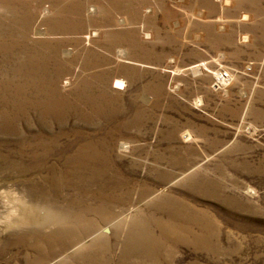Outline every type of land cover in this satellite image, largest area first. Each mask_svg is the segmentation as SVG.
Here are the masks:
<instances>
[{
  "label": "rangeland",
  "instance_id": "obj_1",
  "mask_svg": "<svg viewBox=\"0 0 264 264\" xmlns=\"http://www.w3.org/2000/svg\"><path fill=\"white\" fill-rule=\"evenodd\" d=\"M189 1H118L84 79L52 51L93 0L0 1V264H264V0Z\"/></svg>",
  "mask_w": 264,
  "mask_h": 264
},
{
  "label": "bare ground",
  "instance_id": "obj_2",
  "mask_svg": "<svg viewBox=\"0 0 264 264\" xmlns=\"http://www.w3.org/2000/svg\"><path fill=\"white\" fill-rule=\"evenodd\" d=\"M1 1V0H0ZM86 2V0H84ZM118 1L121 0H93V2H89L87 7H86V13L81 14V9L80 10V6L81 4L77 3L74 7L69 8L66 7V11L67 14L70 18H67V20H69V22L71 21L72 25L75 26V32L78 34L76 37L71 36L72 38V43L67 44V39H68V34H70L71 32H69L68 30V25L66 24V18L60 17L62 18L61 20V25H62V31L60 32V36H61V41L58 42V46L55 47L53 49V53L55 52L56 54V66L60 68H67L66 69V74L68 71V74L70 76H74V74H76L75 71H73V69L75 67H78L80 64H82V58L81 56L85 55V70L83 71V79L86 78L87 76V71L89 69V64L92 60H88L87 57H93V55L96 53L97 55L95 56V58H98L100 56H104L106 58V64L108 63V61L110 63H112L110 60L112 58V54L114 53L113 57H117L118 59H123L125 58L128 54V48L126 47H122L119 46L118 48H112L111 44H107L101 47L99 46V40L94 41V38H98L101 37L106 31H118L117 29L120 30H124V31H133L137 33V30L134 28L129 29V25H131V21L128 20V18H126L125 16H118V17H114L112 14V10L113 8H118L117 6H120V3ZM125 0H123L124 2ZM154 1L155 0H132L134 7L136 8L137 11H141L143 9L144 11V7H149L153 9H156L155 11L159 10V7L157 6L156 8L152 7V5H154ZM160 1V0H159ZM175 2V4H177V6L183 8L182 6L188 5V3H190L189 0H170V2ZM212 1V0H211ZM184 2H186V4H184ZM200 2V1H199ZM210 2V1H209ZM234 0H220L219 3V8L221 7L223 10L225 9V6H229V5H233L234 4ZM3 3V2H2ZM151 3V4H148ZM166 3V2H165ZM238 3V2H237ZM174 4V5H175ZM113 5V6H112ZM60 5H57V7ZM63 6V5H62ZM56 7V5H55ZM56 7V8H57ZM132 7V6H131ZM172 7V6H170ZM178 7V8H179ZM220 8V9H221ZM174 9V8H173ZM161 10V9H160ZM183 10V9H182ZM186 10V9H184ZM119 11V10H118ZM148 11V10H147ZM164 11L167 12V9L165 8ZM171 11H173L171 9ZM225 11V10H224ZM59 12V11H58ZM204 10L200 9L197 11H192L190 12L189 10H186V14L188 15V17H190V21H192L193 18H197L200 20L205 19L204 17ZM117 13V12H116ZM164 13V12H163ZM171 13H174L171 12ZM215 13V12H214ZM145 14V11L143 12V16ZM185 14V15H186ZM244 14V18L239 19L237 22H242L244 20H249L251 21L252 19V14L249 11L244 10V13H242L241 15ZM128 15V14H127ZM135 15V14H134ZM171 15V14H170ZM206 15V14H205ZM166 16V14H165ZM94 18L96 20H100L101 23L99 26H93L92 24H88L87 26V34L86 36L83 38L82 35V26H83V21L81 20V18L85 19L86 21H88L90 18ZM129 17V16H128ZM135 17V16H134ZM164 17V16H163ZM179 17V16H178ZM181 17V16H180ZM99 18V19H98ZM153 18V17H152ZM213 18V17H211ZM163 19V18H162ZM217 22H225V17L223 15H217V17L215 18ZM113 20V21H112ZM122 20V21H121ZM137 20V19H136ZM135 20V21H136ZM164 20V19H163ZM123 21L127 22L126 28H124L123 26ZM189 22V21H188ZM189 26V24H187ZM206 25V24H205ZM73 26V27H74ZM77 27V28H76ZM174 28V27H173ZM188 28V27H187ZM217 28V27H216ZM177 29V28H176ZM218 30L216 31L218 32H225L227 29V26L224 24H221L218 28ZM77 30V31H76ZM147 31V30H144ZM189 31V30H188ZM187 31V32H188ZM206 31V30H205ZM226 33V32H225ZM150 34V33H149ZM187 35V34H186ZM38 37V36H37ZM153 38V37H152ZM36 39V38H35ZM34 39V40H35ZM41 40V39H40ZM35 42V41H33ZM137 42V41H135ZM38 43V42H37ZM42 43V42H41ZM138 43V42H137ZM124 44V43H123ZM142 44V43H140ZM127 45V44H126ZM137 45V44H136ZM145 45V44H144ZM39 47V45H38ZM35 48V47H34ZM32 48V49H34ZM45 48V47H44ZM29 49V48H27ZM137 49V48H135ZM40 50V49H39ZM38 50V51H39ZM130 50V49H129ZM132 50V49H131ZM134 50V49H133ZM114 51V52H113ZM69 53L74 57L73 59H69L68 55ZM90 54V55H89ZM108 56V57H107ZM133 60V59H132ZM84 62V61H83ZM115 62V61H114ZM106 64H105V70H106ZM115 64V63H114ZM113 64V65H114ZM117 64V63H116ZM112 65V64H111ZM118 65V64H117ZM116 65V66H117ZM65 70V69H64ZM111 71V70H110ZM54 74V71L52 72ZM58 73V72H57ZM112 74V73H111ZM110 73L107 72L104 75V78L106 79L107 83L110 82ZM57 75V74H56ZM55 75V76H56ZM48 76V75H47ZM63 76V75H62ZM113 77V76H112ZM50 78V77H49ZM48 78V79H49ZM53 78V77H52ZM76 79V76L74 77ZM118 78V77H117ZM6 81V80H5ZM3 82V81H2ZM51 82H55L53 79L51 80H46L43 81V83L41 84L42 87L37 88L36 90H38L39 92L44 93V97H41L39 101L35 100L37 103H39L40 106H42V108H52L53 106H55V103H59L61 104V102L56 99V98H52V94L50 95V89L48 88L49 85L50 86H55L57 84L55 83H51ZM121 83V81L119 82ZM40 85V84H39ZM111 85V84H110ZM52 92V91H51ZM57 92V91H56ZM9 93V92H8ZM40 94V93H39ZM56 94V93H55ZM14 95V94H13ZM11 96V95H10ZM23 96V95H22ZM9 98V97H8ZM13 98V97H12ZM58 98V97H57ZM34 104V103H33ZM20 107V106H18ZM56 107V106H55ZM2 109V108H1ZM60 110V109H59ZM10 114V113H9ZM57 125V124H56ZM45 139V138H44ZM16 141V140H15ZM85 148V147H84ZM78 149V148H77ZM117 151V150H116ZM45 152H47V149L45 150ZM84 157V156H83ZM45 158V157H44ZM104 158V157H103ZM72 159V158H71ZM29 169V168H28ZM145 203V202H144ZM18 207H13L10 208L8 210V212L6 211L5 215H1L0 217V221L4 222L5 220H12V219H16L17 221H21V222H28V220L23 219L22 217H18Z\"/></svg>",
  "mask_w": 264,
  "mask_h": 264
}]
</instances>
